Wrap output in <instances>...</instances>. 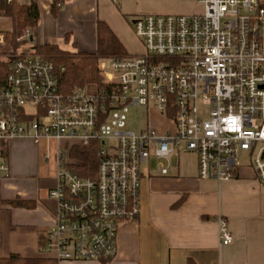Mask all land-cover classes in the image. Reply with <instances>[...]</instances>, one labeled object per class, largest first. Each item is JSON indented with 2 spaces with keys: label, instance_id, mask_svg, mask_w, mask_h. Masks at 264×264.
Listing matches in <instances>:
<instances>
[{
  "label": "built area",
  "instance_id": "2783aa9c",
  "mask_svg": "<svg viewBox=\"0 0 264 264\" xmlns=\"http://www.w3.org/2000/svg\"><path fill=\"white\" fill-rule=\"evenodd\" d=\"M198 1L201 13L133 20L144 53L102 60L104 86L94 90L65 93L63 69L52 59L10 55L0 86V143H58L50 192L56 225L44 236L43 255L59 263L116 259L120 226L140 213L142 169L152 157L166 176L174 153H192L199 179L224 182L245 153L264 185V0ZM5 43L0 34V47ZM133 107L158 111L171 130L131 131ZM89 149L96 151L94 177L81 174L87 165L74 156ZM9 175L0 161V190ZM217 224L222 245L232 244L226 219Z\"/></svg>",
  "mask_w": 264,
  "mask_h": 264
},
{
  "label": "crops",
  "instance_id": "0c3cea01",
  "mask_svg": "<svg viewBox=\"0 0 264 264\" xmlns=\"http://www.w3.org/2000/svg\"><path fill=\"white\" fill-rule=\"evenodd\" d=\"M28 1L41 11L30 47L55 44L70 53L95 54L97 23L103 21L130 54L123 18L131 12L127 0H121L120 8L110 0ZM12 31V19L0 17V34ZM12 53L5 43L0 60L9 62L5 58ZM149 110L157 114L152 128L168 133L172 127L161 126L160 120L171 123ZM38 145L28 139L0 143V161L10 166L0 190L2 259H50L41 250L46 232L56 225L57 202L50 192L56 186L57 165L44 163ZM165 164L166 176L155 157L143 166L140 213L120 226L116 259L58 264H264V185L250 164L241 165L234 178L224 182L199 179L192 153L176 152ZM219 216L234 237L227 246L220 240Z\"/></svg>",
  "mask_w": 264,
  "mask_h": 264
},
{
  "label": "trees",
  "instance_id": "16d2710c",
  "mask_svg": "<svg viewBox=\"0 0 264 264\" xmlns=\"http://www.w3.org/2000/svg\"><path fill=\"white\" fill-rule=\"evenodd\" d=\"M40 14L38 5L28 0H0V17H8L13 21V31L5 35L6 45L14 53L22 49L21 52H34L52 59L59 69H63L58 75V82L65 93H71L76 88H83L88 84L103 87V78L98 69L100 62L111 57L129 55L112 29L103 21L97 23L95 54L70 53L55 44L26 48L25 44L29 42L38 27ZM10 71V62L0 60V86L5 83ZM74 156L87 165L85 170H81V174L84 177H94L97 169L96 151L89 149L83 154L77 153ZM13 205L21 204L13 203ZM1 264H58V262L53 259H26L14 255L9 259H3Z\"/></svg>",
  "mask_w": 264,
  "mask_h": 264
},
{
  "label": "rangeland",
  "instance_id": "374dc122",
  "mask_svg": "<svg viewBox=\"0 0 264 264\" xmlns=\"http://www.w3.org/2000/svg\"><path fill=\"white\" fill-rule=\"evenodd\" d=\"M129 4V9L131 10L130 14L126 17H123L126 21V27L124 31L126 32V40L131 46L130 54H143L144 49L140 41L135 37L133 33L132 21L143 17L145 15H191L195 13L202 12V5L198 0H127ZM120 8V4L117 5ZM31 42L25 44V47L28 48L31 46ZM19 51H22L20 49ZM8 60L9 58H5ZM89 90H94L96 88L95 84H88L85 87ZM156 115L154 112L147 110L142 107H133L130 109L129 114V128L131 131L139 133L143 128H146L147 125L152 128V123L156 124ZM159 124V123H158ZM169 127L167 122H161V126ZM40 149L41 156L44 163L57 164L56 161V149L58 143L54 142H44L38 145ZM48 158V159H47ZM240 161L242 165H247L251 162L249 156L245 153H242Z\"/></svg>",
  "mask_w": 264,
  "mask_h": 264
}]
</instances>
